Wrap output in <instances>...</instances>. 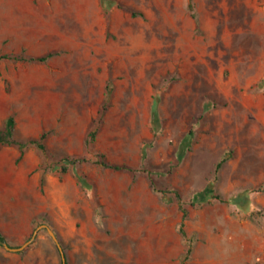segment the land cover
I'll return each mask as SVG.
<instances>
[{"label":"rangeland","instance_id":"rangeland-1","mask_svg":"<svg viewBox=\"0 0 264 264\" xmlns=\"http://www.w3.org/2000/svg\"><path fill=\"white\" fill-rule=\"evenodd\" d=\"M46 54L0 59V128L44 146L0 149L9 246L44 224L67 264H264V0H0V56ZM0 264L62 259L43 229Z\"/></svg>","mask_w":264,"mask_h":264},{"label":"trees","instance_id":"trees-1","mask_svg":"<svg viewBox=\"0 0 264 264\" xmlns=\"http://www.w3.org/2000/svg\"><path fill=\"white\" fill-rule=\"evenodd\" d=\"M108 0H101V3L103 5H106V2ZM189 8L191 9V12H192V6L190 5ZM105 12L108 14L109 11L108 9H104ZM192 16L194 17V14L192 13ZM52 56V54H46L44 56H40V57H23V56H15V57H12V56H9V55H2L0 56V59H6V60H9V59H16L18 61H24V62H37V63H45L47 62V60ZM154 120L155 122L157 123L158 122V117L156 115V113L154 112ZM15 119L13 116H9L3 127L0 128V149L4 146H17L22 154L23 150L25 149V147L28 145V144H33V145H37L39 149L43 150L44 149V146L41 145V144H38L36 141H29L28 143L26 142H20L18 140H16L15 136H14V130H15ZM98 132V129L97 128H94L92 129L91 131H89L88 135H87V140H86V146L89 147L92 142H94L95 140V137H96V134ZM44 136H42L41 139H43ZM228 160V157H224L222 158L217 166H216V171H218L222 165ZM101 165L104 166L105 168H108V169H114V170H117V171H120V170H124L126 169L124 166H118V165H109V164H106L105 162H101ZM257 193H264V184H262L261 186H259L256 191ZM165 193V192H164ZM208 194L210 196V199H215L219 202H225V200L219 196V195H215L213 194V192L211 193H207L206 195H200L198 196L197 198H195L193 201H191V205L192 206H195L197 204H201V203H205L208 201ZM178 197V196H177ZM245 199L244 198H239V199H233L231 200V204H234L236 206H241L242 204L245 203ZM181 211H182V223L180 224V233L183 237H185V230H184V219L186 218V212L185 210L182 208L181 206ZM6 242L5 240V237L3 236V234L0 232V244L1 243H4ZM191 253V246L188 247L187 249V252L183 258V264H186V261L188 260V256L189 254ZM66 258V256H65ZM67 264V262H66Z\"/></svg>","mask_w":264,"mask_h":264},{"label":"water","instance_id":"water-1","mask_svg":"<svg viewBox=\"0 0 264 264\" xmlns=\"http://www.w3.org/2000/svg\"><path fill=\"white\" fill-rule=\"evenodd\" d=\"M43 229L47 230L48 234L50 235V237L52 238V240L56 244V246H57V248H58V250H59V252L61 254L62 264H66L65 254L63 252V249L61 247V244H60L59 240L57 239L55 233L47 225H44V224L38 226L34 230L32 236L30 237V239L28 241H26L23 245H21V246H19L17 248H13V247L9 246L6 242L1 243V245L9 252H13V253L22 252L23 250H25L28 246H30L34 242L38 232L40 230H43Z\"/></svg>","mask_w":264,"mask_h":264},{"label":"crops","instance_id":"crops-1","mask_svg":"<svg viewBox=\"0 0 264 264\" xmlns=\"http://www.w3.org/2000/svg\"><path fill=\"white\" fill-rule=\"evenodd\" d=\"M263 233H264V229H263ZM257 251L255 252L254 251V253H259V252H263L264 251V237L262 238V239H260V241H259V246H258V248L256 249ZM261 258V257H260Z\"/></svg>","mask_w":264,"mask_h":264}]
</instances>
